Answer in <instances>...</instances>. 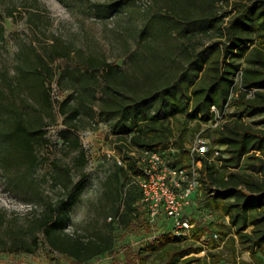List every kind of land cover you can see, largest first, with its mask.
Wrapping results in <instances>:
<instances>
[{
  "label": "trees",
  "instance_id": "trees-1",
  "mask_svg": "<svg viewBox=\"0 0 264 264\" xmlns=\"http://www.w3.org/2000/svg\"><path fill=\"white\" fill-rule=\"evenodd\" d=\"M154 1H163L161 9L148 15L137 33L140 48L129 51L125 47V69L83 56L78 49V67L83 69L59 75L60 83L70 87L75 97L70 95L59 102L58 112L73 125L78 105L89 106L100 99L98 115L123 142L125 170L135 176L140 169L135 158L127 154L131 147L159 151L171 165H183L186 162L177 155L188 160L184 126L193 120L208 123L213 119L211 106H215L222 120L208 134V151L195 157L201 160V195L210 211L227 216L233 229L229 243L233 247L237 243L248 252L250 261L240 264H264V0H232L233 5L223 12L217 5L219 0ZM3 31L0 26V37ZM58 42L52 55L68 57L72 46ZM36 58L18 62L17 70L30 81L37 102L51 108L46 86L51 70L43 56L37 54ZM46 73L48 77L43 76ZM10 106L11 114L0 130V164L6 172L15 166L24 168L16 176L7 175L10 188L32 189L27 173L37 163L35 146L45 134L40 114L43 108L39 106L30 116L14 104ZM214 146L222 149L212 157ZM79 165H83V158ZM71 170L68 165H53L51 183L59 187L58 192L54 199H44L42 210L30 219L32 223L25 229L30 239L12 238L15 246L34 252L40 233L52 249L79 263L111 248V241L91 238L83 242L79 235L65 233L71 207L86 184L81 170L76 180ZM134 186L124 194L125 227L150 230L152 225L147 220L136 221L134 208L141 193L138 189L136 195ZM198 192L191 197L193 204ZM160 219L159 223L164 222ZM165 226L141 252L164 255L163 264H212L220 259L221 254L213 251L220 245L219 238L211 237L208 246L197 245L201 234L198 227L188 235H175L167 222ZM201 251L204 255H197Z\"/></svg>",
  "mask_w": 264,
  "mask_h": 264
},
{
  "label": "rangeland",
  "instance_id": "rangeland-1",
  "mask_svg": "<svg viewBox=\"0 0 264 264\" xmlns=\"http://www.w3.org/2000/svg\"><path fill=\"white\" fill-rule=\"evenodd\" d=\"M161 2L0 0V26L4 30L0 37V130L5 125V117L11 114L10 104H14L18 110L30 116L39 106L43 108L40 114L44 117L45 133L43 140L35 146L37 163L27 173L32 189H25L24 186L10 188L7 175L16 176L24 168L15 166L6 172L0 164V264H163L164 255L141 250L152 235L165 230L164 218L160 219L164 222H157L150 230L136 231L133 227H125L123 199L125 190L134 186L133 176L126 172L124 165L116 162V158L123 159L126 148L110 130L109 123L99 117L100 99H95L89 106L78 105L79 113L71 121L73 125L67 123L64 115L58 112L59 102L70 95L75 97L70 87L60 83L59 75L63 72L78 73L83 69L78 67V49L83 56L91 55L125 69L128 50L125 47L128 46L129 51L140 48L136 35L148 15L161 9ZM233 3L232 0H219L217 5L223 12ZM56 40L61 45L67 42L72 46L68 57L52 55ZM37 54L46 59L47 67L51 70L52 77L46 80L51 108L37 102V95L30 90V81L17 70L18 62L35 61ZM43 76L48 77L47 73ZM16 82L19 86H15ZM97 95L100 93L97 92ZM212 128L209 122L190 121L186 128L184 126L187 133L185 147L196 134L207 137L210 142L208 134ZM87 131L89 134L84 135ZM171 141H174L173 137ZM85 143L89 146H85ZM1 148L0 143V153ZM107 151L112 153L111 157L107 156ZM81 157L82 166L79 165ZM177 157L186 162L185 155L179 154ZM56 163L70 166L74 180L80 170L86 179L79 200L71 207V220L65 233L71 237L79 235L83 242L91 238L111 241L109 250L81 263L52 249L40 233L37 234L38 244L34 252L21 250L12 239L19 236L28 241L30 235L25 229L31 225L30 219L42 210L44 199L55 198L59 187L51 183V172ZM133 192L139 195L135 186ZM201 194L202 190L198 192L194 204L185 211L193 227H198V232H201L196 244L208 246L209 239L216 234L220 245L213 251H218L221 256L212 264L250 261L248 252L237 243L234 247L229 243L233 229L227 216L210 211ZM134 214L137 222L147 220L141 200L135 205ZM22 230L25 233L22 234ZM197 255H204V251ZM140 257H144V260H139Z\"/></svg>",
  "mask_w": 264,
  "mask_h": 264
},
{
  "label": "built area",
  "instance_id": "built-area-1",
  "mask_svg": "<svg viewBox=\"0 0 264 264\" xmlns=\"http://www.w3.org/2000/svg\"><path fill=\"white\" fill-rule=\"evenodd\" d=\"M238 76V75H237ZM213 119L209 126L214 127L222 120V113L215 106H211ZM89 134V131L84 135ZM88 144L85 143V146ZM89 146V145H88ZM87 146V147H88ZM188 147V160L183 165H171L168 158L155 150H140L131 147L129 155L133 156L140 172L133 176L141 193V202L147 212V221L152 227L162 217L168 222L169 230L175 235H188L193 228V223L186 216L185 211L190 207L192 195L200 191L203 174L199 168L201 160L195 159L196 155H205L210 148L207 137L196 134ZM213 156L219 155L222 147L214 146ZM108 157L112 153L106 152ZM210 158L212 160L213 158ZM119 165H124L122 158H116ZM111 219V217H109ZM156 235H152L154 238ZM216 240V234L213 236Z\"/></svg>",
  "mask_w": 264,
  "mask_h": 264
}]
</instances>
